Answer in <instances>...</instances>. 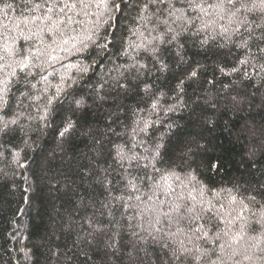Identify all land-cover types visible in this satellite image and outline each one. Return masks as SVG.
Here are the masks:
<instances>
[{
	"label": "trees",
	"instance_id": "16d2710c",
	"mask_svg": "<svg viewBox=\"0 0 264 264\" xmlns=\"http://www.w3.org/2000/svg\"><path fill=\"white\" fill-rule=\"evenodd\" d=\"M112 2H94L88 16L77 17V39L58 51L54 67L33 68L30 84L6 66L18 57L0 51L7 101H0V129L16 121L0 131V264H179L173 252L181 242L218 254L242 228L233 248L252 259H229L228 249L226 264H264L259 0L251 12L240 9L248 23L236 31L215 15L198 19L188 10L194 23L181 29L166 4L115 0L114 11ZM176 6L186 8L181 0ZM32 15L24 0H0V46L26 31L21 22ZM210 19L217 23L198 31ZM157 183L163 187L153 196ZM168 185L175 191L166 197ZM176 194L189 202L195 196L210 211L171 224L163 215L159 224L151 213L141 216L149 197L163 212Z\"/></svg>",
	"mask_w": 264,
	"mask_h": 264
},
{
	"label": "snow or ice",
	"instance_id": "6c2138e0",
	"mask_svg": "<svg viewBox=\"0 0 264 264\" xmlns=\"http://www.w3.org/2000/svg\"><path fill=\"white\" fill-rule=\"evenodd\" d=\"M94 2L97 7L100 6V3H104L106 7L108 6L107 0H24L25 6L30 7L33 15L30 19L21 22L24 24L26 31L21 30L20 36L13 38L11 44L4 43L0 46V51H3L9 58L18 57L17 59H13L12 62L6 66L18 67L19 71L23 73L22 78L25 80L26 84L31 83V81L27 79L28 76H36L38 74L32 72L33 68L46 71V68L44 67L45 65L48 67H54V63L59 58L57 55L58 51H64L63 46L68 45L70 40L75 41L77 39V36L72 35L73 32L77 31V26L82 23L77 17L88 16L89 9ZM148 4L156 6L157 9H159V6L166 4L169 17L173 18V23H179L181 29L194 23L193 18L186 14L188 10H191L201 14L197 16L198 19L210 15H215L221 20L227 19L229 25H236V28H234L233 31L238 30L239 27H245L248 23L246 17L241 19L238 15L240 9L245 8L247 11L251 12L257 7L255 0H253L251 7H249L244 0H212L211 3H209V0H181V4L186 5V8L177 7L176 0H148ZM148 4L144 5V11L148 10ZM6 7L11 8L12 5L7 4ZM111 8L114 11H117L120 9V5L113 0ZM208 9L212 10L211 13ZM259 11L264 14V0H259ZM161 22L164 24L168 23L167 20ZM216 23L217 20L215 19L203 22L202 28L198 29V31L210 28ZM16 27L19 28L20 25L17 24ZM169 30L172 29L170 28ZM228 30L227 27L224 28V32H228ZM20 38L24 40V44L17 47V40ZM88 39L90 40L91 37L89 36ZM37 41L39 43H37ZM80 43L82 47H86L83 40H81ZM149 43H151V41H149ZM72 47L76 48V45L73 44ZM125 55H128V53H125ZM82 70L87 71L86 68ZM10 75L15 77L17 76V73L13 71ZM44 78L46 79V77ZM32 88H35L34 84L32 85ZM8 90L9 82L6 81L4 91L7 92ZM22 94L26 95V93ZM0 101L5 104L7 103L6 100H3V97H0ZM48 103H51V101L49 100ZM9 123L15 124L16 121L13 120L6 123L4 129H0V131L6 130ZM61 135H63V133H61ZM117 155L121 160L125 158L120 151L117 152ZM157 155H159V153H157ZM129 159L132 158L129 157ZM162 179L165 183L167 182L166 177H162ZM128 184L133 191L137 190L133 180L130 179ZM162 187L161 184L157 183L154 186L153 196H155V190L161 189ZM174 191L175 190L172 189V186L168 185V188L164 190V195L168 197L172 195ZM203 191V188L199 189L201 196L203 195ZM137 199H139V197H137ZM149 200H151L152 203L145 204V206L140 209V214L141 216L149 213L153 214L155 216L156 224L160 223L161 215H163V217H165L171 224L179 223V221L186 217L193 221L198 218L202 219V214L206 211H210V209L204 208L202 204L197 202L195 196H192L191 202H189L181 194H176L173 200L167 201L169 205L168 211L163 212L160 204H158L153 197H149ZM232 202L235 203L234 198ZM208 203L210 204L211 202L208 201ZM242 207L246 206L242 205ZM149 223H152V221L150 220ZM259 223L261 224V227L264 228V217H262ZM157 231H159V229H157ZM195 231L201 233L199 238H207V232L203 231L202 227L198 226ZM149 234L151 235V233ZM223 235L227 236L228 233L225 232ZM241 239H243V228L241 229L240 235L234 236L231 240H225L223 243L219 244L218 254L215 248L201 251L199 247H197L195 251H193L184 247L183 242H181V247L174 250L173 257L179 262V264H201V261H203V264H226L225 252L228 249H231V252L228 253L229 259L235 260V257L242 256L243 259L250 260L252 259L251 256L233 248V244L238 243ZM213 240H221V234L217 233ZM209 252L216 254V259H211ZM261 252L264 253V248L261 249ZM261 259L264 260V256H262ZM235 264H240V261H235Z\"/></svg>",
	"mask_w": 264,
	"mask_h": 264
}]
</instances>
